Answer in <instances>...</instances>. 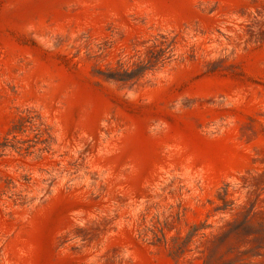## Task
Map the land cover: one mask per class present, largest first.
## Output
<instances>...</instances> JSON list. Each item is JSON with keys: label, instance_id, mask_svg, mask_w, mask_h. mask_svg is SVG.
<instances>
[{"label": "rangeland", "instance_id": "1", "mask_svg": "<svg viewBox=\"0 0 264 264\" xmlns=\"http://www.w3.org/2000/svg\"><path fill=\"white\" fill-rule=\"evenodd\" d=\"M0 264H264V0H0Z\"/></svg>", "mask_w": 264, "mask_h": 264}]
</instances>
